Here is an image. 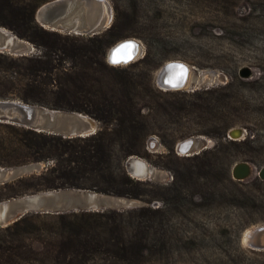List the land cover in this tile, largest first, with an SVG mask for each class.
<instances>
[{
  "label": "trees",
  "instance_id": "trees-1",
  "mask_svg": "<svg viewBox=\"0 0 264 264\" xmlns=\"http://www.w3.org/2000/svg\"><path fill=\"white\" fill-rule=\"evenodd\" d=\"M51 1L0 0V27L36 48L30 56L0 54V101L82 114L96 120L100 130L90 137L66 138L0 124V168L14 172L45 166L40 172L1 184L0 203L66 189L145 202L143 187L154 186L151 181L132 179L125 162L134 156L150 160L147 142L151 136L159 138L166 149L162 156L171 160L176 142L195 136L173 134V121L184 114H196L205 123H221L214 134L226 137L227 88L189 94L159 90L154 75L161 64L152 50L127 68L110 65L109 49L124 37L123 28L136 23L127 14L132 7L126 0L115 3L117 20L124 24L116 21L94 37L42 27L37 13ZM180 96L184 103L173 102V97ZM182 161L185 172L179 171L180 180L166 188L174 204H182L184 191L201 187V179L213 173L224 171L234 183L223 167L225 156L220 149ZM160 214L162 211L139 208L60 217L64 221L72 217L75 222H29L41 215H28L0 228V264H145L152 237L163 247L159 253L167 248L165 236H161L164 223L154 222ZM87 218L113 222H88ZM125 219L130 222H123ZM35 243L41 248L36 249Z\"/></svg>",
  "mask_w": 264,
  "mask_h": 264
},
{
  "label": "rangeland",
  "instance_id": "rangeland-1",
  "mask_svg": "<svg viewBox=\"0 0 264 264\" xmlns=\"http://www.w3.org/2000/svg\"><path fill=\"white\" fill-rule=\"evenodd\" d=\"M109 1L114 8V24L118 21L115 11V3L118 0ZM126 2L132 7L127 14L130 19L135 18L136 23L123 28L126 33L109 49L107 62L110 64L108 55L119 43L126 40L137 41L140 46L137 58L129 64L113 67L127 68L130 64L142 60L147 52L152 50L156 54L155 60L161 64L154 75V84L159 90L161 89L157 85V77L163 66L172 61L187 64L198 77L192 79L190 76L188 87L180 91L181 93L227 88L225 93L229 95L226 101L228 107L224 109L228 114L224 118V124L228 129L226 137L214 134V130L220 127L221 123H205L199 116L191 113L174 120L173 134L179 132L195 136L176 142L172 163L170 158L162 156L166 149L157 136H151L147 142L150 160L134 156V166L138 174H145L149 169L146 177L133 176L132 161L128 159L125 162L124 167L132 179L152 182L154 187H143L145 202L92 192L115 200V207L100 212H126L139 208L162 211L154 222L164 223L165 232L161 236H165L167 248L159 253L163 247L152 237V242L148 245L150 254L145 264H264V251H252L243 241L245 233L249 230L264 226V181L259 178V172L264 168V0ZM121 23L118 21V25L124 24ZM35 53L36 48L33 54ZM243 69H250L252 77L243 79L240 75ZM203 72H214L221 76V80L209 83L211 78H203ZM191 86L197 90L192 91ZM175 92L178 91H173ZM183 101V96L173 97V102L184 103ZM233 129L244 130L245 136L236 142L231 141L229 133ZM152 138L156 140L153 141ZM190 138H204L207 141V149L204 151H224L223 167L230 171L232 179L234 166L242 162L253 166L252 178L246 181L233 179L234 183H231L226 178V172L219 171L210 177L202 178L201 187L185 190L182 204L172 203L166 188L180 180L179 171L185 172V161L182 160L190 158L178 155L176 147ZM44 167H27L25 175L40 172ZM73 191L75 189L49 192ZM32 195L35 194L8 201L22 200ZM121 202H133L135 205L127 206L120 204ZM53 211L31 212L28 215L39 214L41 217L29 222H75L72 217L65 221L60 217L99 213L88 210L59 213ZM87 220L113 222L101 218ZM123 222L130 220L125 219ZM35 247L41 248L38 243H35Z\"/></svg>",
  "mask_w": 264,
  "mask_h": 264
},
{
  "label": "water",
  "instance_id": "water-1",
  "mask_svg": "<svg viewBox=\"0 0 264 264\" xmlns=\"http://www.w3.org/2000/svg\"><path fill=\"white\" fill-rule=\"evenodd\" d=\"M37 21L45 29L54 32L94 37L111 28L114 22V8L109 0H54L39 9ZM126 43L128 41L120 47ZM119 48L115 50L113 48L108 55L112 66H116L113 56ZM34 51L35 48L30 43L20 40L12 32L0 27V54L8 53L23 57L33 54ZM117 65L119 64L117 63ZM240 75L243 79H249L253 73L250 69H243ZM190 76L193 79L197 75L191 71L187 64L172 61L160 70L157 85L164 92L182 91L188 87L187 82ZM208 76L211 78L209 83L221 80V76L214 72H203V78ZM191 90L195 91L197 89L191 86ZM0 124L34 129L38 132L61 135L66 138L90 137L100 130L99 123L88 116L78 113L51 111L19 101H0ZM239 132L243 134L240 138L235 139L232 134ZM244 134L245 132L242 129H233L230 131L229 137L231 140L237 141L242 139L245 136ZM152 140L155 141L156 139L152 138ZM206 149L207 141L204 138H190L180 142L176 147V152L178 155L191 157L200 155ZM129 160L133 164V176L144 178L148 175L149 169L141 175L136 172L134 166L136 157H131ZM26 169L20 168L14 172H8L0 168V185L23 177L26 174ZM253 174V166L247 162L236 164L232 171L233 179L236 181H246L252 178ZM259 178L264 181V168L259 172ZM122 203L127 206L135 205L133 202H121L120 204ZM115 206V200L111 197L81 190L65 193H39L22 200L0 203V228L8 227L31 212L41 210H54L53 212L57 213L80 210L100 212ZM244 239V244L249 249L255 252H263L264 226L249 230L247 234L245 233Z\"/></svg>",
  "mask_w": 264,
  "mask_h": 264
},
{
  "label": "bare ground",
  "instance_id": "bare-ground-1",
  "mask_svg": "<svg viewBox=\"0 0 264 264\" xmlns=\"http://www.w3.org/2000/svg\"><path fill=\"white\" fill-rule=\"evenodd\" d=\"M126 41H128V43L120 47V45H122ZM126 41H123L120 44H118L116 47H114V50L120 47L114 53V56H113V61H118V62H115L116 65L117 63L119 64L117 66H121V65L123 66V65H126V63H129L130 61H134L137 58V56L140 54V46L135 40H126ZM129 44L134 45V47L132 48L125 47L126 45H129ZM121 62H123V64L120 65ZM242 134H243L242 132H239L236 134L235 133L232 134V136L235 137V139H238L241 137Z\"/></svg>",
  "mask_w": 264,
  "mask_h": 264
},
{
  "label": "snow or ice",
  "instance_id": "snow-or-ice-1",
  "mask_svg": "<svg viewBox=\"0 0 264 264\" xmlns=\"http://www.w3.org/2000/svg\"><path fill=\"white\" fill-rule=\"evenodd\" d=\"M125 47H127V48H132V47H134V45L129 44V45H126ZM114 62H118V61H114ZM181 68H182V66H181ZM174 86H175V85H174Z\"/></svg>",
  "mask_w": 264,
  "mask_h": 264
}]
</instances>
